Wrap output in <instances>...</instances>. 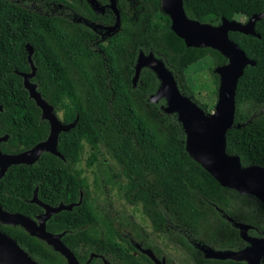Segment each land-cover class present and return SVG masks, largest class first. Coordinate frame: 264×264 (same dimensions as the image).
<instances>
[{
  "label": "trees",
  "instance_id": "obj_1",
  "mask_svg": "<svg viewBox=\"0 0 264 264\" xmlns=\"http://www.w3.org/2000/svg\"><path fill=\"white\" fill-rule=\"evenodd\" d=\"M105 4L107 0H98ZM250 16L260 13L264 0H183L188 18L219 25L237 20L239 7ZM118 29L100 36L88 23L111 26L115 15L96 12L90 0H0V150L17 154L44 141L47 120L29 97L21 73L31 71L26 44L33 48L36 68L30 79L41 97L53 107L63 124L77 121L58 136L60 158L42 152L32 164L10 165L0 178V206L32 219L43 213L31 203L37 188L40 201L79 204L54 213L46 230L62 233V242L80 264H142L133 254L132 241L142 230L130 216L117 217L106 206H95L88 183L76 168L84 144L92 149L87 164L98 160L99 147L119 166L113 174L124 200L140 205L154 231L189 252L196 264H238L231 259L205 258L194 245L214 250L238 251L246 245L229 220L252 226L248 234L264 236V205L251 195L223 187L194 161L185 148V133L175 113H166L164 99L151 102L159 80L142 67L133 86L139 52L162 60L180 92L206 113L186 78V69L207 57L216 93L219 77L214 69L227 59L210 47L186 46L170 28L160 0H117ZM88 22V23H85ZM259 35L229 31L246 56L235 92L234 123L226 132V153L237 155L242 167H264V17L257 20ZM99 212L102 213L99 215ZM103 225V235L99 233ZM38 264H67L44 240L20 225L0 224Z\"/></svg>",
  "mask_w": 264,
  "mask_h": 264
},
{
  "label": "water",
  "instance_id": "obj_2",
  "mask_svg": "<svg viewBox=\"0 0 264 264\" xmlns=\"http://www.w3.org/2000/svg\"><path fill=\"white\" fill-rule=\"evenodd\" d=\"M92 2L94 4V0H90L91 5ZM160 2L161 10L169 16L171 30L184 41L186 46L210 47L219 51L227 59V63L214 69L219 77L215 109L213 113H206L188 96L183 95L172 73L165 67L162 60L156 58L151 52L148 54L139 52L134 66L133 86L138 80L141 68H150L159 80V87L149 100L157 102L161 98L164 99L163 111L176 114L185 133V148L189 156L213 176L221 186L230 188L238 194L254 196L264 205V167L256 165L242 167L237 155L226 153L225 136L234 123L235 92L238 79L242 76L246 65L255 64L230 39L228 33L238 31L259 37L254 31V25L257 20L264 17V8L260 13L251 15L245 23L222 18L219 25H211L188 18L183 9V0H160ZM108 6L115 15L113 25L88 24L95 31L97 28L103 29L104 35L116 31L120 25L117 0H109ZM92 7L96 12L103 11L99 3ZM26 50L31 71L21 73L23 86L28 91L29 97L40 108L41 119L48 121L49 134L44 141L17 154H5L0 150V178L10 165L32 164L42 152H50L63 158L57 150L59 133L74 127L77 121L76 118L72 123L63 124L54 113L53 107L41 97L36 90V85L30 81L36 70L31 59L33 48L26 44ZM7 137V135L1 136L0 142L5 141ZM80 201L81 197L78 203L68 205L59 203L58 206L52 207L38 199L37 188H35L30 202L42 207L43 213L32 219L21 213L4 211L0 206V224L20 225L31 236L44 240L55 251L63 255L67 264H80L71 250L62 242L63 234H54L46 230V221L52 214L61 210H71ZM229 220L238 228L240 237L248 243V246L240 251L214 250L201 246L204 256L220 260H247L248 264H259L260 258L264 256V238L249 236L247 231L251 228L250 225ZM93 256L94 254H90L85 264H89ZM0 264L38 263L20 248L14 239L0 230Z\"/></svg>",
  "mask_w": 264,
  "mask_h": 264
},
{
  "label": "rangeland",
  "instance_id": "obj_3",
  "mask_svg": "<svg viewBox=\"0 0 264 264\" xmlns=\"http://www.w3.org/2000/svg\"><path fill=\"white\" fill-rule=\"evenodd\" d=\"M96 1L94 0L95 5L98 3ZM125 1L127 7L133 4V0ZM94 4L92 2L93 6ZM239 11L240 15L237 20L245 23L250 17V11L243 6L239 7ZM209 66L210 61L207 57L201 59L186 69V78L196 99L201 103L207 104L208 113H213L217 102V93L213 77L209 72ZM91 151L92 149L89 145L84 144L81 161L78 162L76 168L81 170L82 176L86 178L90 198L93 199L94 205L110 208L117 217L126 218L130 216L136 224L142 225L147 232H150L156 243L164 247L175 260L181 261L184 258L181 249L170 241L165 234L154 233L150 220L143 213L141 206L129 204L124 200L113 176V174L119 173V166L108 155L105 148L100 146L98 160L88 165L87 160ZM100 214L102 217L101 212H99ZM103 230L104 227L101 225L99 229L101 236L103 235Z\"/></svg>",
  "mask_w": 264,
  "mask_h": 264
},
{
  "label": "flooded vegetation",
  "instance_id": "obj_4",
  "mask_svg": "<svg viewBox=\"0 0 264 264\" xmlns=\"http://www.w3.org/2000/svg\"><path fill=\"white\" fill-rule=\"evenodd\" d=\"M98 3L100 4V6L103 7V11L99 12V13H105L106 10L113 13L112 9L108 6L109 0H107V2L105 4H101L99 1H98ZM85 23H88V22H85ZM88 24H93V23H88ZM96 31L100 36H103V37L105 36L103 29L97 28ZM139 227L142 230L143 236L140 238L139 242H134V241H132V239H130V241L132 242L134 248H136V251H133V254L139 258V262H141L142 264H196L193 261L191 254L189 252L185 251L183 248H181L178 245L177 246H178V248L181 249L182 256L184 258L181 261L175 260L173 258V256L170 255L164 249V247H162L161 245L156 243L154 238L151 236L150 232H147V230L142 225ZM154 233L159 234L156 231H154ZM247 233H248V231H247ZM248 235L252 236V237L264 238V236H256L253 234H248ZM194 245L203 253V256H204V252L200 248L201 245L199 243H194ZM247 246H248V243L246 242V245L243 248H245ZM243 248H241V249H243ZM240 250H238V251H240ZM235 261H237V260H235ZM237 263L238 264H248V261L247 260H241V261H237ZM259 264H264V256H262L260 258Z\"/></svg>",
  "mask_w": 264,
  "mask_h": 264
}]
</instances>
